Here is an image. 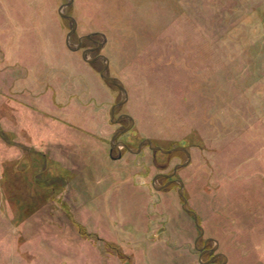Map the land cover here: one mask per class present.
<instances>
[{"label": "rangeland", "instance_id": "rangeland-1", "mask_svg": "<svg viewBox=\"0 0 264 264\" xmlns=\"http://www.w3.org/2000/svg\"><path fill=\"white\" fill-rule=\"evenodd\" d=\"M66 2L0 0V264H207L152 185L186 156L111 148L123 94L85 50L127 93L114 143L185 148L199 243L264 264V0H73L70 48Z\"/></svg>", "mask_w": 264, "mask_h": 264}, {"label": "water", "instance_id": "water-1", "mask_svg": "<svg viewBox=\"0 0 264 264\" xmlns=\"http://www.w3.org/2000/svg\"><path fill=\"white\" fill-rule=\"evenodd\" d=\"M66 1L67 2L60 7V9L58 11V14H59V16L61 18L66 19V20H68V21H70L72 23V27H71L69 33L67 34L66 40H65L66 46L68 48H70V36L75 32V30L77 28V25H76L75 20L72 17L67 16L65 14V9L73 2V0H66ZM90 38H91V36H83V37H81L79 39V44L74 47V50H79L81 48V41L82 40H87V39H90ZM101 47H102V45L101 44H98L97 48H95L94 50H99ZM86 54H87V50H85L84 52H82V58H83V60H85V61H87L89 63H91L93 61H96L98 59H102L104 61V67L101 70V72L99 73L100 78L104 82H106L107 84L116 87L123 94L122 100L119 103H117L114 106H112L111 111H110V118H111V122L112 123H118L121 119H127L129 121V124H128V126L126 128H123L122 130H118L113 135V137L111 139V144H110L111 148L112 149L113 148H119V147L120 148H124L126 151H128L130 153H134V154L139 153L140 150H141V148H142V146H147L149 148V150L152 151V152H160V153L166 154V155L172 154L174 152H181V153H183V154L186 155L187 160L183 164L178 165V166H175L170 174L165 175L166 178L173 177L179 167H185L189 163L190 156H189V153L187 152V150L185 148L176 147V148H173V149H170V150H163L160 147L153 146L152 142L150 140L146 139V140H143L139 144V146H138V148H137L136 151H132L125 143L118 142V141L116 143H114V141H116L121 135H123L124 133L128 132L133 127V123H134L133 122V119L130 116H128V115H121L116 120H114V112H115V110L118 107L122 106L127 101V93H126L125 89L123 88V86L118 81H116L115 79H113V78H111V77H109L107 75L108 60L105 57L98 55L94 59H89V58H86ZM110 156H111V154H110ZM119 158H121V154H119L117 156V159H119ZM156 178H157V176L152 181V185L155 188V190H163L164 187L168 186V185H166L164 187H157V186H155V180H156ZM169 183H171V182H169ZM177 184L179 186L178 195H179V197L182 200V209H183L184 212H187L188 214H190L192 216L193 221H194V224H195V226L199 230L198 238H201L203 236V230L201 229V227L198 224V220H197L196 214L194 212L190 211L188 209V207H187V201H186L185 197L183 196V183L180 182V181H177ZM213 242H214V249H213V251H215L216 248H217V242L214 241V240H213ZM226 261H227V259L223 256V262H222V264H226Z\"/></svg>", "mask_w": 264, "mask_h": 264}, {"label": "flooded vegetation", "instance_id": "flooded-vegetation-1", "mask_svg": "<svg viewBox=\"0 0 264 264\" xmlns=\"http://www.w3.org/2000/svg\"><path fill=\"white\" fill-rule=\"evenodd\" d=\"M165 175L166 174H160V175L157 176L158 180L159 179L162 180L160 187H164V186L168 185V186L164 187V189H166V188H169L173 184L178 185L177 181H175L173 179V177L166 178ZM157 178H156L155 182L158 181ZM169 182H171V183H169ZM178 189H179V187H178ZM201 239H202V237L198 238L196 236V238L194 240V247L199 252V257H200L199 259H201L202 257H206L207 258V262H206L207 264H219L218 263V259L221 258V263L220 264H222L223 255L222 254H217L216 250L213 251V249H214L213 240L208 238V239H205L203 243H199V242H201ZM209 244H211V245H209Z\"/></svg>", "mask_w": 264, "mask_h": 264}]
</instances>
